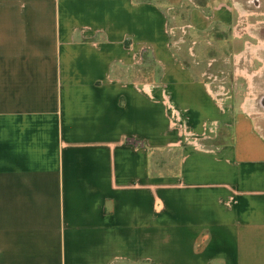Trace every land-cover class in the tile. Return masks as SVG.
<instances>
[{"label": "crops", "instance_id": "1", "mask_svg": "<svg viewBox=\"0 0 264 264\" xmlns=\"http://www.w3.org/2000/svg\"><path fill=\"white\" fill-rule=\"evenodd\" d=\"M171 1L0 0V264H264V0Z\"/></svg>", "mask_w": 264, "mask_h": 264}, {"label": "rangeland", "instance_id": "2", "mask_svg": "<svg viewBox=\"0 0 264 264\" xmlns=\"http://www.w3.org/2000/svg\"><path fill=\"white\" fill-rule=\"evenodd\" d=\"M217 0H180V1H171L168 2L169 6H172L171 9V17H170V27L173 28V31L169 33V39L173 43L174 41H178L182 43V50L181 53H187L189 54V44L191 43L192 39H201V40H208L212 42L213 40L216 42L219 40V36L215 34V32L211 31V34H207L204 32H198V31H189L188 28H185L183 25H185V22H187V17L189 15V8L192 4L199 3L203 6H208L209 3L215 2ZM183 26V27H182ZM225 48V46H224ZM203 51V50H202ZM212 53H209V57H214L217 55V53L214 50H211ZM222 53V51H220ZM223 54L226 56H230V53H226V48L223 50ZM223 55V56H224ZM231 61H232V57ZM235 65V64H234ZM208 73L206 75H203L206 79V82H209L217 85H220L222 81L225 82V85L229 88L232 85V80L237 76L236 67L234 70V66L232 62L230 64H211L207 65ZM234 70V71H233ZM222 71V72H221ZM207 72V71H206ZM234 75H233V73ZM148 76L152 77V70H149ZM213 77H215V81L213 80ZM211 85V84H210ZM217 89V88H216ZM215 88L213 89L216 90ZM222 98V97H217ZM231 98V97H229Z\"/></svg>", "mask_w": 264, "mask_h": 264}, {"label": "built area", "instance_id": "3", "mask_svg": "<svg viewBox=\"0 0 264 264\" xmlns=\"http://www.w3.org/2000/svg\"><path fill=\"white\" fill-rule=\"evenodd\" d=\"M171 31H173V28L170 27V32ZM215 79L216 78L213 77L212 81H215ZM214 94L216 97H222L225 95L223 90L219 89V88L214 90ZM219 99H221V98H219ZM166 103H167L168 109L171 111V119L173 121L181 122V117H180L179 111L174 108V106L171 104V102L166 101ZM183 133H184V138L186 139V141L192 139V142L195 143V138H193V136H191V133H189L188 131H183Z\"/></svg>", "mask_w": 264, "mask_h": 264}]
</instances>
